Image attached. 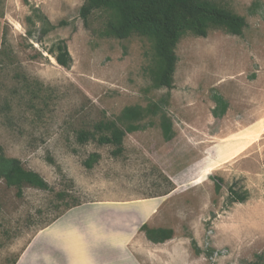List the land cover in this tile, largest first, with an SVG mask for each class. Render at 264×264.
Listing matches in <instances>:
<instances>
[{"label":"rangeland","instance_id":"rangeland-1","mask_svg":"<svg viewBox=\"0 0 264 264\" xmlns=\"http://www.w3.org/2000/svg\"><path fill=\"white\" fill-rule=\"evenodd\" d=\"M217 1L247 27L183 36L169 90L153 87L151 41L103 36L86 0H0V148L48 184L0 179V264H264V0ZM101 122L125 132L120 154L78 142ZM231 186L249 199L230 204Z\"/></svg>","mask_w":264,"mask_h":264},{"label":"trees","instance_id":"trees-1","mask_svg":"<svg viewBox=\"0 0 264 264\" xmlns=\"http://www.w3.org/2000/svg\"><path fill=\"white\" fill-rule=\"evenodd\" d=\"M95 12L102 13L106 18L103 36L124 40L133 34H139L151 41L153 53L148 71L155 89L173 88L178 62L176 48L183 36L190 33L206 38L211 30H223L228 34L241 36L247 27L243 16L217 0H86L80 16L87 24ZM46 25L43 34L49 30V23ZM51 53L56 55L59 65L70 67L72 59L65 45H57ZM219 104H223L221 108L224 113L226 104L222 99H219ZM160 107L159 104H153L146 111L127 108L123 111L122 118L131 124L141 119L143 113L156 112ZM170 131L168 130L169 133ZM124 137L125 132L113 123L101 122L95 126L94 131H81L78 142L86 144L93 140L100 145H112L116 147V153L120 154ZM98 157L97 154L91 155L85 161L86 167L92 169ZM0 179H4L7 185L18 188L19 192L25 185L48 189V184L39 174L26 170L19 160L7 158L1 148ZM248 199L247 191L236 190L235 186L229 188L230 204L244 203ZM142 230L154 244L165 243L174 235L172 230L149 229L145 225ZM246 264L261 262L257 260Z\"/></svg>","mask_w":264,"mask_h":264}]
</instances>
